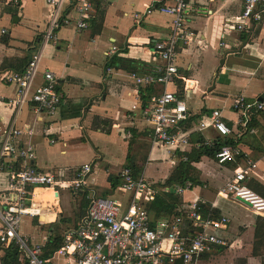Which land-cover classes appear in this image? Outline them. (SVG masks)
Returning <instances> with one entry per match:
<instances>
[{
    "label": "crops",
    "instance_id": "1",
    "mask_svg": "<svg viewBox=\"0 0 264 264\" xmlns=\"http://www.w3.org/2000/svg\"><path fill=\"white\" fill-rule=\"evenodd\" d=\"M90 1L93 11L86 20L87 28L79 30L80 14L72 1L63 3L58 26L53 27L54 8L47 0H0V122L6 125L17 116L20 129L33 128L31 137L24 133L21 138V143L31 144L36 153L28 165L66 179L75 169L90 164L92 173L85 192L89 203L96 194L127 207L133 195L119 188L121 172L133 165L139 170L138 179L156 192H169L170 188L162 185L178 165L187 162L194 151L208 148H197L198 144L213 146L221 137L213 127L200 131L201 122L219 110L237 141L240 156L226 164L206 156L193 163L199 185L179 194L182 205L178 212L193 202L209 205L232 221L225 233L232 247L241 241L239 234L237 239L232 237L238 230L253 233L254 243L258 215L217 195L236 170L249 169L252 164L255 168L248 171L247 185L254 191L256 184L264 187V111L253 114L244 126L240 112L232 106L238 96L250 101L264 98V22L237 29L244 0H189L187 26L194 36L188 44L178 41L175 81L142 87L135 76L155 75L166 67L154 54L158 42L174 36L173 18L157 11L166 0ZM151 7L154 11L146 14ZM33 53L40 55L38 69L17 111L9 102L19 98L18 87L6 79L12 73H22ZM48 71L56 76L63 94L54 115L41 112L32 101ZM165 91L176 93L189 109L182 128L189 133L190 144L175 157L154 143L152 126L142 113ZM22 167V161L7 164L0 173V194L7 191L9 175ZM111 177L117 179V189L112 188ZM31 194L41 214L24 216L20 235L29 246L41 247L44 258L52 259L56 251L46 256L48 243L57 234L64 241L69 231L77 229L89 203L83 206L81 193L71 190H60L57 196L53 190L39 187L32 188ZM242 209L250 214H242ZM149 214L158 220L175 218ZM225 250H217L214 256ZM4 255L2 249L0 258ZM207 258L210 262L212 257Z\"/></svg>",
    "mask_w": 264,
    "mask_h": 264
},
{
    "label": "built area",
    "instance_id": "2",
    "mask_svg": "<svg viewBox=\"0 0 264 264\" xmlns=\"http://www.w3.org/2000/svg\"><path fill=\"white\" fill-rule=\"evenodd\" d=\"M66 1L75 3L80 14L78 29L87 28L86 20L93 11L90 0H47L54 8L53 27L58 26L61 6ZM189 9V0H166L165 4L157 8L160 13L173 18L174 36L158 42L154 48L155 56L166 63L165 69L160 68L155 75L143 78L135 76L139 86L167 85L175 81L178 75V41L188 44L194 36L187 26ZM153 11L152 7L148 8L146 14ZM262 22L264 0H244L237 29L243 31L248 26ZM51 34L52 30L47 39L51 38ZM39 60L40 55L33 53L22 73H12L6 79L18 87L19 98L9 102L17 111L26 99ZM44 80L45 83L35 91L32 101L38 104L41 112L54 115L62 104L63 94L59 91L57 78L52 72H45ZM232 106L241 114L240 124L246 126L253 114L264 111V98L250 101L244 96H238L234 98ZM142 113L152 126L154 143L170 150L173 157L178 150L190 144L189 133L182 128L189 117V109L176 93L165 91L154 99L152 106L143 108ZM209 127H213L221 137L232 134L219 110H214L209 118L201 122L200 131ZM24 133L31 137L33 128L27 126L24 132L18 127L17 116L6 125L0 122V173L5 171L7 164L13 165L19 161L23 163L21 169L14 170L9 175L7 191L0 194V246L3 249L17 246L22 264H177L178 261L182 264H207V257H213L217 250L232 247L225 235L229 218H204L198 202L185 206L173 220L151 218L145 203L154 201L157 192L145 180L135 178L130 168H126L119 176V188L133 195L130 204L124 207L117 200L92 194L79 227L64 236L62 246L52 259L44 258L41 247L29 246L20 235L23 217L41 214V209L32 200L31 189H51L57 196L60 190H71L74 194L86 192L89 189L92 167L85 164L75 169L72 176L66 179H58L53 173L38 172L28 165L35 159L36 153L31 144L21 143ZM201 147L211 145L203 142L197 146ZM239 156L236 148L225 146L216 153L215 158L219 164H226L235 162ZM183 160L187 161V158ZM248 168H255V165ZM249 169L236 170L233 178L217 196L232 199L254 214H264V198L246 183ZM190 189L188 184L186 187H177L175 191L183 194ZM55 258L62 259L63 262H57Z\"/></svg>",
    "mask_w": 264,
    "mask_h": 264
},
{
    "label": "trees",
    "instance_id": "3",
    "mask_svg": "<svg viewBox=\"0 0 264 264\" xmlns=\"http://www.w3.org/2000/svg\"><path fill=\"white\" fill-rule=\"evenodd\" d=\"M143 106H146L147 103L145 101L144 90L141 91ZM225 146H237V141L233 135L228 137H220L217 138L213 146L208 148H202L201 151H194L190 156H188L187 162H181L178 167L174 170L171 177L166 181L165 184L162 185L163 189L170 188L169 192H157L155 200L149 202L148 205L145 204L147 210L150 213H153L157 218L164 217H177L180 215L178 212V208L182 205L179 194L175 191L177 187H186V185H190V188L199 185L197 180L194 178V173L196 169L193 167V163L199 162L202 157H210L215 158L216 153L221 150L222 147ZM128 168L134 172V176L136 178L139 177V170L133 166L128 165ZM110 182L112 183V188L117 189L118 181L117 179L110 178ZM256 192L262 198H264V187L256 184ZM81 202L83 206L88 205L89 200L87 199V193H81ZM200 212L202 213L204 218H213L220 219L221 214L219 211L211 208L209 205H205L199 203ZM63 244V238L59 234H57L54 239L50 240L48 243V247L46 248V256L52 254L54 251H57ZM264 248V218L258 216L256 219V229L253 243V257H260V250ZM0 249H3L0 246ZM5 250V255L0 258V264H21V254L18 251L17 247L12 245L8 249ZM225 250V249H224ZM168 263V262H167ZM177 264H182L181 261H178Z\"/></svg>",
    "mask_w": 264,
    "mask_h": 264
},
{
    "label": "rangeland",
    "instance_id": "4",
    "mask_svg": "<svg viewBox=\"0 0 264 264\" xmlns=\"http://www.w3.org/2000/svg\"><path fill=\"white\" fill-rule=\"evenodd\" d=\"M243 213L250 214L242 209V214ZM231 222L232 221L230 220V224ZM241 231L244 232L245 230L241 229ZM236 234L240 235V243H237L235 246L225 250L219 256H213L208 264H264V248L260 250V257H252L253 233L241 234L240 230H238L233 232L232 237H235Z\"/></svg>",
    "mask_w": 264,
    "mask_h": 264
},
{
    "label": "water",
    "instance_id": "5",
    "mask_svg": "<svg viewBox=\"0 0 264 264\" xmlns=\"http://www.w3.org/2000/svg\"><path fill=\"white\" fill-rule=\"evenodd\" d=\"M256 215H258V216H260V217H263V218H264V214L258 213V214H256Z\"/></svg>",
    "mask_w": 264,
    "mask_h": 264
}]
</instances>
